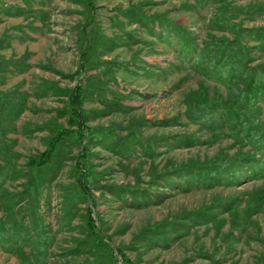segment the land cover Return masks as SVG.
<instances>
[{"label":"rangeland","instance_id":"obj_1","mask_svg":"<svg viewBox=\"0 0 264 264\" xmlns=\"http://www.w3.org/2000/svg\"><path fill=\"white\" fill-rule=\"evenodd\" d=\"M263 29L264 0H0V92L24 97L0 115V264H264V152L231 137L244 83L211 62L228 45L263 72ZM77 87L88 146L33 166ZM262 96L245 112L264 124Z\"/></svg>","mask_w":264,"mask_h":264},{"label":"trees","instance_id":"obj_2","mask_svg":"<svg viewBox=\"0 0 264 264\" xmlns=\"http://www.w3.org/2000/svg\"><path fill=\"white\" fill-rule=\"evenodd\" d=\"M90 3H92V0H88ZM263 35H264V29H263ZM264 43V40H263ZM219 43L218 42H212L206 49L205 53L209 50H211L214 47H217ZM221 48V56L220 55H214L212 57L211 62H214L218 56L219 60H217L216 64H219L220 62L226 60L227 63H229L232 67V79L231 82H239L240 80L244 83V89L242 96H239L238 99V115L233 120V117L229 118L228 124L230 125V135L234 138V140L238 143H245L252 146V148L256 150H260L264 152V124L260 123L258 119L255 117L250 116L248 112H245L247 110V106H254L257 102L258 95L264 94V67H262V71L260 72L258 70L259 67L250 68L248 69L246 66H240L239 69L234 68V64H242L243 56L238 53V56L235 57L234 50L231 47H228V45H225L223 47H217ZM87 49L82 50V54H86ZM243 54V53H242ZM247 68V69H246ZM16 90V89H15ZM15 90H9L8 95L6 96L7 92H0V115L3 112L4 107L6 106L7 102L10 101V98H14V96H19V110L23 107L24 103V97L23 94L15 91ZM82 90L80 87H77L75 90H73L68 98L67 105L65 108V112L63 116L67 117V128H61L58 129L55 134L52 136V138L49 139L48 145L46 149L40 154V156L32 161L31 164L34 166H39L42 164L47 163V161H50L54 155V152L56 151L58 145L61 143L67 141L68 139H76L79 144L84 143L87 145L88 140L86 138V132L84 131L86 126V114L84 110L81 108V104L83 102L82 97ZM263 101H264V96ZM10 113V112H9ZM3 125L5 124L6 127L3 126V129L0 128V158H2L1 153H6V145L10 143L8 138L2 137V134H6L7 132H14L15 127L10 122V117L5 116L2 118ZM1 123V120H0ZM2 127V126H1ZM93 136V135H91ZM90 136V139H91ZM84 145V146H85ZM88 146V145H87ZM88 152H86L85 148H83V151H81V154L79 156V160L77 161V183H78V189L80 192V195L84 197V199L90 197V191H89V185L88 179H89V163H88ZM240 158V157H237ZM242 163H246L244 160H240ZM23 193V190L16 192L13 194L14 198H16V202H9L5 201L6 207L9 208V210L14 209L16 204L19 203V197ZM8 200V199H6ZM16 203V204H15ZM92 213H94L93 210H88L87 213V220L86 225L88 227V230L90 232V235L94 239V242L96 244H101L106 247H108L109 251H111V248L108 245V241L104 242L103 237L106 238L104 234H102V231L98 228L96 224V219L94 215L92 216ZM97 212H95V215ZM98 219V216H97ZM25 232L26 230H22L21 232H16L21 235V233ZM41 238L40 242L38 243L39 249H41L42 253H46L45 250V244L44 240ZM28 240V238H27ZM26 242V241H25ZM20 245V244H19ZM22 245V244H21ZM20 245V246H21ZM14 247V246H13ZM14 249V248H12ZM15 250V249H14ZM120 253H122L121 250L118 249ZM35 256V254H34ZM41 258L36 259V264H38V261ZM114 260V259H113ZM126 261V262H125ZM125 264H133L130 263L128 259H125ZM123 262V263H124Z\"/></svg>","mask_w":264,"mask_h":264}]
</instances>
